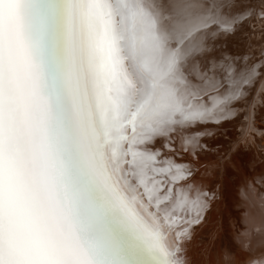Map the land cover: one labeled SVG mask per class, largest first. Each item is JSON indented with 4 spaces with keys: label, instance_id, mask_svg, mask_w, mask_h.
Here are the masks:
<instances>
[{
    "label": "snow or ice",
    "instance_id": "snow-or-ice-1",
    "mask_svg": "<svg viewBox=\"0 0 264 264\" xmlns=\"http://www.w3.org/2000/svg\"><path fill=\"white\" fill-rule=\"evenodd\" d=\"M137 7L0 0V264H189L163 214L199 206L177 195L191 173L158 168L148 142L207 112L176 88L158 94L137 68ZM149 171L173 186L155 188ZM257 183L264 176L247 188ZM254 240L264 249V197L258 212H241L218 264H264L251 259Z\"/></svg>",
    "mask_w": 264,
    "mask_h": 264
},
{
    "label": "bare ground",
    "instance_id": "bare-ground-1",
    "mask_svg": "<svg viewBox=\"0 0 264 264\" xmlns=\"http://www.w3.org/2000/svg\"><path fill=\"white\" fill-rule=\"evenodd\" d=\"M128 35L134 63L158 94L176 88L186 105L207 112L148 147L158 168L171 163L191 173L177 195L200 202L171 208L165 226L181 234L189 264H218L241 212H258L264 197L259 183L247 188L264 176V0H138ZM148 177L157 189L160 181L173 186L164 173ZM181 209L191 213L183 219ZM251 247V259L264 260L255 240Z\"/></svg>",
    "mask_w": 264,
    "mask_h": 264
},
{
    "label": "rangeland",
    "instance_id": "rangeland-1",
    "mask_svg": "<svg viewBox=\"0 0 264 264\" xmlns=\"http://www.w3.org/2000/svg\"><path fill=\"white\" fill-rule=\"evenodd\" d=\"M214 131H215V130H213V131H208L207 133H208V134H211V133L214 132ZM205 135H206V134H205ZM198 142H200V139L197 140V143H198Z\"/></svg>",
    "mask_w": 264,
    "mask_h": 264
}]
</instances>
